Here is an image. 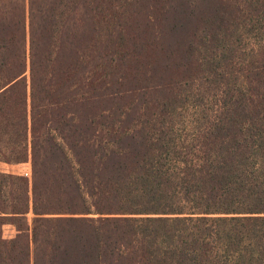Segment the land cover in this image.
I'll use <instances>...</instances> for the list:
<instances>
[{
	"label": "trees",
	"instance_id": "1",
	"mask_svg": "<svg viewBox=\"0 0 264 264\" xmlns=\"http://www.w3.org/2000/svg\"><path fill=\"white\" fill-rule=\"evenodd\" d=\"M0 161V264H264V0H0Z\"/></svg>",
	"mask_w": 264,
	"mask_h": 264
},
{
	"label": "rangeland",
	"instance_id": "2",
	"mask_svg": "<svg viewBox=\"0 0 264 264\" xmlns=\"http://www.w3.org/2000/svg\"><path fill=\"white\" fill-rule=\"evenodd\" d=\"M0 171L31 176V163L28 162L23 164H8L0 161ZM32 217L33 213L30 212L28 214V218L31 219ZM17 232L18 231L16 227L10 223H7L3 226V237L7 240L14 238Z\"/></svg>",
	"mask_w": 264,
	"mask_h": 264
}]
</instances>
